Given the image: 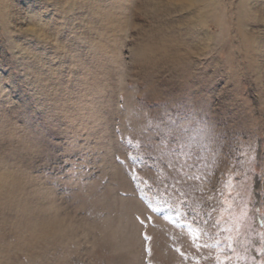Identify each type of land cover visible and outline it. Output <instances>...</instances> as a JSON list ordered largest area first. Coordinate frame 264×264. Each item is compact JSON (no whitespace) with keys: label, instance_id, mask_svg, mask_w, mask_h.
Instances as JSON below:
<instances>
[{"label":"rangeland","instance_id":"rangeland-1","mask_svg":"<svg viewBox=\"0 0 264 264\" xmlns=\"http://www.w3.org/2000/svg\"><path fill=\"white\" fill-rule=\"evenodd\" d=\"M68 3L0 0V264H264V0Z\"/></svg>","mask_w":264,"mask_h":264},{"label":"snow or ice","instance_id":"snow-or-ice-1","mask_svg":"<svg viewBox=\"0 0 264 264\" xmlns=\"http://www.w3.org/2000/svg\"><path fill=\"white\" fill-rule=\"evenodd\" d=\"M74 6H78V5L74 4V0H69L67 8L71 9ZM193 7H195V5H193ZM188 16H191L193 20H196V17L192 12H188ZM188 16L180 15V18H179L177 23L180 24L181 27L195 29L197 27V24L186 23V21L188 20ZM45 21H47V16H45V15L39 16V17H34L33 20L31 21V28L29 29L28 33H30V34L34 33L35 38H39L40 40H42L46 44L50 45L51 47H54L57 50V52L63 57V59H57L56 62L52 65V67L59 68L61 65H67L69 63H72L73 65H75L77 60L79 59V57L75 54L74 49H72L71 47H68V46L61 47L62 45H65L64 35L61 33H53L50 29L47 31H41L40 30L39 26L42 24V22H45ZM45 27L47 28L48 26L45 25ZM197 35H199L198 32H197ZM27 50L28 49H25V51H27ZM28 68H31V66H29ZM232 71H233V74L236 73V69H233ZM209 78H223V73L222 72L211 73ZM5 86H6V84L3 81H0V93L3 92V88ZM0 103H2V101H0ZM178 134H179L178 132L176 134H174L172 136V139H176V135H178ZM157 140H159V136L157 137ZM79 143H80V141H77L78 145H79ZM67 147H68V145L66 143L62 147H56L51 143L47 145L49 166H51L55 162L54 157H56L59 153L63 152ZM68 158L71 159L72 157H68ZM60 163L63 165V161H60ZM74 163H75V165L79 166L76 169L77 173L79 171H91V168L89 167V165L91 164V159L86 157V156L80 155L78 153L75 154ZM63 166L65 168L73 167V165H71V164L63 165ZM262 176H264V172H262ZM64 178L67 179L69 177H64ZM59 179H60L59 176L54 177V178L50 177L48 180L49 186L52 187L53 189L58 187ZM152 211H158V209L153 208ZM197 238H198V236L193 237L194 240ZM262 240H264V238H262ZM216 243H217V245H219L220 241L217 240ZM229 247H231V246H229ZM261 255L264 256V252H262ZM217 264H225V262L222 260H219V258H217Z\"/></svg>","mask_w":264,"mask_h":264}]
</instances>
